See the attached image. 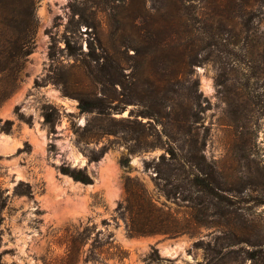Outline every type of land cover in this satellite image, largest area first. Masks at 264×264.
<instances>
[{"label":"rangeland","instance_id":"rangeland-1","mask_svg":"<svg viewBox=\"0 0 264 264\" xmlns=\"http://www.w3.org/2000/svg\"><path fill=\"white\" fill-rule=\"evenodd\" d=\"M34 1L32 50L21 82L0 104V125L12 121L10 132L0 130V187L7 196L0 262L58 264L64 229L87 224L112 233L128 251L123 262L109 264L206 257L212 264H264V114L260 102L248 100L239 68L250 51L263 64L264 0ZM0 11V21L27 20L18 15L25 0ZM80 19L86 23L77 28ZM66 36L72 55L63 48ZM257 92L264 95V85L252 88ZM79 98L99 99L101 113L82 111ZM44 104L52 106L54 132L43 123ZM173 140L185 153L193 140L203 142L207 161L223 166L239 189L229 192L225 216L214 214V224L194 235L129 236L116 211L127 179L178 217L188 215L185 202L166 199L156 186L152 161ZM92 153L100 157L90 160ZM125 156L127 168L119 163ZM61 164L84 169L92 182L73 180ZM19 181L31 196L13 194ZM232 234L244 241H231ZM82 257L78 264H85Z\"/></svg>","mask_w":264,"mask_h":264},{"label":"trees","instance_id":"trees-1","mask_svg":"<svg viewBox=\"0 0 264 264\" xmlns=\"http://www.w3.org/2000/svg\"><path fill=\"white\" fill-rule=\"evenodd\" d=\"M19 2L20 0H0V10L5 11L7 7ZM34 7V0H25L24 14L18 13V15L25 16L27 18L26 21H0V104L15 90L22 80L21 73L33 45L35 28ZM1 13L0 11V15ZM82 23H86V20H77V28ZM64 43V50L69 55H72L75 49L67 36L64 39ZM233 45L237 44L234 43ZM80 51L83 53L81 48ZM50 55H53L51 51ZM262 63V66L256 63L252 58V51H250L244 66L239 65V68L241 74L244 75L242 86L245 90H248L246 92L248 100L252 104L260 102L264 114V95L258 92L256 94L252 93L253 87L261 88L264 85V80H262V76H264V61ZM232 64L238 66L235 60L232 61ZM222 76V73H218V85L223 83ZM198 98V94L194 96L195 101ZM99 101L97 98L90 100L79 98L78 107L86 112H99L101 105ZM49 108H52L50 104L42 106L43 123L47 127L48 132H54L52 113L48 111ZM14 111L20 119L30 123V118L25 117L18 107H15ZM232 113L234 115L237 114L234 109ZM136 124L142 123L136 121ZM11 126L12 121L5 120L0 125V130L10 132ZM191 144L192 148L185 153L179 147H174L175 140H173L172 144H168L167 148H164L158 159H153L152 161L154 170L157 173V188L166 199H178L185 202L186 207L189 209L188 215L178 217L175 213L166 209L164 205H158L142 186L132 184L131 180L127 179L126 198L116 207L118 215L123 220L127 235L146 236L160 234L166 238H176L183 234L194 235L199 226L214 224L212 220L214 214L225 216L222 213L227 212L230 205L228 194L231 191H238L239 188L232 184L230 174L224 172L223 166L207 161L203 153V142L198 143L197 140H193ZM155 146L154 142L145 144V147L149 149ZM99 157L100 154L96 153H92L89 156L90 160H97ZM119 163L122 167L127 168L129 166V158L127 156L122 157ZM59 170L61 173L72 177L75 181L84 184L92 182L90 175L84 169L71 168L61 164L59 165ZM174 170L178 172L174 173ZM2 175L3 173H0V177ZM13 194L31 196V188L28 183L19 181L13 188ZM6 203L7 196H4V189L0 187V225L3 222L2 210L5 208ZM225 223L228 224L227 220H225ZM61 236L60 245H63V253L59 257L58 264H78L81 256H83L82 261L85 264H109V260L121 263L128 256V251L114 241L112 233L104 234L101 230L94 232L93 225L89 226L86 224L82 228L75 227L71 230L65 228ZM231 239V241H236L235 243L244 241L235 234L231 235ZM199 244L200 240L194 242L196 246ZM85 246L86 248H84ZM156 253V249L153 248L147 258H151ZM0 264L2 263L0 262ZM189 264L212 263L211 259L206 257L203 261Z\"/></svg>","mask_w":264,"mask_h":264},{"label":"bare ground","instance_id":"bare-ground-1","mask_svg":"<svg viewBox=\"0 0 264 264\" xmlns=\"http://www.w3.org/2000/svg\"><path fill=\"white\" fill-rule=\"evenodd\" d=\"M78 186V185H77Z\"/></svg>","mask_w":264,"mask_h":264}]
</instances>
